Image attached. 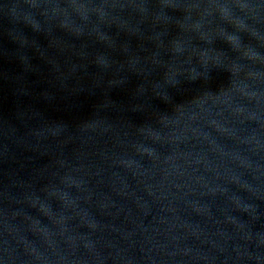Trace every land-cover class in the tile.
Listing matches in <instances>:
<instances>
[{
    "label": "water",
    "instance_id": "obj_1",
    "mask_svg": "<svg viewBox=\"0 0 264 264\" xmlns=\"http://www.w3.org/2000/svg\"><path fill=\"white\" fill-rule=\"evenodd\" d=\"M0 264H264V0H0Z\"/></svg>",
    "mask_w": 264,
    "mask_h": 264
}]
</instances>
